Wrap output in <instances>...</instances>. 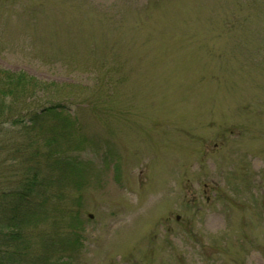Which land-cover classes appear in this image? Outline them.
<instances>
[{
  "label": "rangeland",
  "instance_id": "obj_1",
  "mask_svg": "<svg viewBox=\"0 0 264 264\" xmlns=\"http://www.w3.org/2000/svg\"><path fill=\"white\" fill-rule=\"evenodd\" d=\"M0 68L59 84L35 100L66 106L57 146L88 166L51 185L35 252L62 202L83 219L68 264H264V0H0Z\"/></svg>",
  "mask_w": 264,
  "mask_h": 264
},
{
  "label": "trees",
  "instance_id": "obj_2",
  "mask_svg": "<svg viewBox=\"0 0 264 264\" xmlns=\"http://www.w3.org/2000/svg\"><path fill=\"white\" fill-rule=\"evenodd\" d=\"M58 85L25 71L0 68V126L7 123L16 127L23 125L22 131L18 128L11 131L15 139L12 151L14 159L26 156L23 161L26 165L22 163L23 170L14 178L18 180L16 186L7 190L0 188V264H45L51 262L55 253L60 254L61 264H68L74 249L82 245L80 215H69V208L59 204L55 208L58 210L57 221L65 225L48 234V241L43 244L48 254L37 253L33 247L35 238L41 236V223L48 221L51 224L48 217L54 197L51 185L56 180L60 192L70 174L76 169L85 174L84 169L88 167L80 153L73 155L64 139L61 150L57 146L61 141L58 138L68 139L77 130L64 113L65 106L61 102L40 104L35 100L42 98L49 87ZM8 138L11 140L12 135ZM3 143L0 137V150L4 149ZM56 167L63 169L62 177L50 172Z\"/></svg>",
  "mask_w": 264,
  "mask_h": 264
}]
</instances>
